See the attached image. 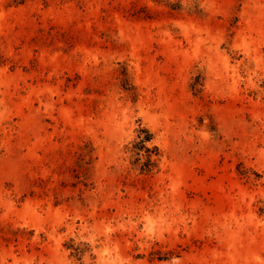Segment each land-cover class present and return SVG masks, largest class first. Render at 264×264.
<instances>
[{"label": "rangeland", "instance_id": "obj_1", "mask_svg": "<svg viewBox=\"0 0 264 264\" xmlns=\"http://www.w3.org/2000/svg\"><path fill=\"white\" fill-rule=\"evenodd\" d=\"M0 264H264V0H0Z\"/></svg>", "mask_w": 264, "mask_h": 264}, {"label": "trees", "instance_id": "obj_2", "mask_svg": "<svg viewBox=\"0 0 264 264\" xmlns=\"http://www.w3.org/2000/svg\"><path fill=\"white\" fill-rule=\"evenodd\" d=\"M125 147L131 155L133 168L139 173L151 174L160 169L163 149L156 141L155 132L141 121L135 129V136Z\"/></svg>", "mask_w": 264, "mask_h": 264}]
</instances>
